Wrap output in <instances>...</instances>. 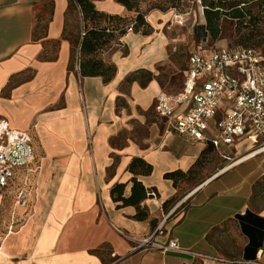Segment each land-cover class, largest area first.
<instances>
[{
  "label": "crops",
  "instance_id": "obj_1",
  "mask_svg": "<svg viewBox=\"0 0 264 264\" xmlns=\"http://www.w3.org/2000/svg\"><path fill=\"white\" fill-rule=\"evenodd\" d=\"M93 2L136 15L118 0ZM162 17L150 12L149 33L129 31L101 52L116 66L105 81L77 67L84 23L71 0H0V118L32 134L35 155L0 197V264H264V151L240 160L251 140L221 145L230 164L199 176L207 142L166 132L156 111L160 92L183 89L189 63L182 87L165 90ZM201 159L190 178L166 176ZM24 186L28 203L17 205ZM152 234L206 257L135 249Z\"/></svg>",
  "mask_w": 264,
  "mask_h": 264
},
{
  "label": "built area",
  "instance_id": "obj_2",
  "mask_svg": "<svg viewBox=\"0 0 264 264\" xmlns=\"http://www.w3.org/2000/svg\"><path fill=\"white\" fill-rule=\"evenodd\" d=\"M128 30L133 31V24ZM84 35L83 26L80 42ZM76 60L79 68L80 43ZM156 111L166 120L168 133L211 143L215 149L248 138L257 147L249 154L264 151L263 53L259 48L230 44L193 51L189 55L183 89L177 94L160 92ZM34 160L32 134L13 128L7 120L0 118V197L5 190L15 186L18 169L31 171ZM25 186L16 189L17 205L28 203L29 192ZM151 194L155 195V192ZM133 240L137 243L135 249L157 248L164 252L206 257L181 247L176 239L160 243L152 234ZM255 264L261 263L256 261Z\"/></svg>",
  "mask_w": 264,
  "mask_h": 264
},
{
  "label": "trees",
  "instance_id": "obj_3",
  "mask_svg": "<svg viewBox=\"0 0 264 264\" xmlns=\"http://www.w3.org/2000/svg\"><path fill=\"white\" fill-rule=\"evenodd\" d=\"M131 11H135L133 18L118 14H111L96 9L93 0H71L72 6H77L82 14L85 35L80 42V69L85 76L101 75L109 81L115 74L116 66L106 63L101 58V52L119 43L129 32L133 24V31L149 33L150 25L144 19V14L137 0H118ZM206 18L205 30L213 40L222 36L225 31L224 21L229 20L233 25V41L230 45L260 48L264 46V0H201ZM215 149L211 143L207 144V151ZM199 160L188 173L176 171L166 174L167 177L186 176L190 178L203 165ZM29 177L28 188L32 187Z\"/></svg>",
  "mask_w": 264,
  "mask_h": 264
},
{
  "label": "rangeland",
  "instance_id": "obj_4",
  "mask_svg": "<svg viewBox=\"0 0 264 264\" xmlns=\"http://www.w3.org/2000/svg\"><path fill=\"white\" fill-rule=\"evenodd\" d=\"M137 2L145 20L152 11L163 13L164 24L161 26L171 42L172 61V66L169 69L165 67L160 75L167 91H178L182 87L189 55L198 48L201 41H204L202 48L212 49L222 44L228 45L234 40L233 25L229 20L223 22L225 31L220 38L213 40L206 34V18L201 0H137ZM259 49L264 55V46ZM206 162V167L201 170L202 173L199 176L211 173L218 163H224L225 166L230 164L226 163V159L214 149L207 151Z\"/></svg>",
  "mask_w": 264,
  "mask_h": 264
},
{
  "label": "bare ground",
  "instance_id": "obj_5",
  "mask_svg": "<svg viewBox=\"0 0 264 264\" xmlns=\"http://www.w3.org/2000/svg\"><path fill=\"white\" fill-rule=\"evenodd\" d=\"M257 153H259V151L254 152V153H251V154H249L248 156H246V157H244V158H242V159H240V160L248 159L249 157L254 156V155L257 154ZM240 160H239V161H240ZM237 162H238V161H237Z\"/></svg>",
  "mask_w": 264,
  "mask_h": 264
}]
</instances>
